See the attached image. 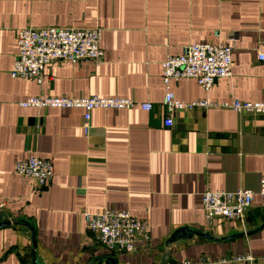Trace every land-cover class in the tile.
Returning <instances> with one entry per match:
<instances>
[{"label":"crops","instance_id":"1","mask_svg":"<svg viewBox=\"0 0 264 264\" xmlns=\"http://www.w3.org/2000/svg\"><path fill=\"white\" fill-rule=\"evenodd\" d=\"M44 26L101 29L102 62H52L40 81L12 78L18 29ZM263 38L264 0H0V211L28 222L36 244L24 223L0 227V264H180L232 253L264 264V114L220 106L264 102ZM219 41L232 46L230 77L208 90L191 78L171 85L179 100L218 105L175 111L165 126L161 62L191 43ZM94 95L152 109L94 108L85 131L82 108L20 105ZM30 156L53 167L40 188L14 171ZM237 189L254 193L242 222L205 218L204 191ZM107 208L145 221L150 250L98 243L84 214Z\"/></svg>","mask_w":264,"mask_h":264},{"label":"built area","instance_id":"2","mask_svg":"<svg viewBox=\"0 0 264 264\" xmlns=\"http://www.w3.org/2000/svg\"><path fill=\"white\" fill-rule=\"evenodd\" d=\"M218 36L217 33H214ZM101 29L95 27H21L17 31V50L10 71L12 78H34L40 81L43 66L52 62L91 60L99 64L103 59L100 47ZM232 46L225 42L191 43L176 55H167L161 62V80L164 88L162 105L165 109L164 125L173 124L172 115L178 110L218 105L207 100L183 101L174 96L173 82L181 78L194 79L204 90L210 89L216 79L231 76L233 67ZM258 61L264 62V38L257 50ZM23 107H78L84 110L81 127L87 131L90 110L94 108L129 109L139 106L149 111V102L137 103L126 98H103L96 95L87 98L31 97L20 102ZM235 112L264 114V102L233 99L220 103ZM18 175L30 178L36 187L45 185L53 173L47 159L30 156L14 165ZM258 194L264 203V172L261 174ZM251 189L235 191L206 190L201 194L205 218H224L242 222L245 211L252 203ZM87 227L94 233L97 242L111 252L142 253L150 250V235L147 223L135 218L128 211L103 209L98 213H85ZM180 264H258L248 253H232L210 260L201 258L197 263L184 260Z\"/></svg>","mask_w":264,"mask_h":264},{"label":"water","instance_id":"3","mask_svg":"<svg viewBox=\"0 0 264 264\" xmlns=\"http://www.w3.org/2000/svg\"><path fill=\"white\" fill-rule=\"evenodd\" d=\"M19 223H24L26 226L29 227L30 231H31V239H32V244L35 248V237H34V229L33 227H31L29 225L28 222L26 221H22V220H19V219H13L11 217V215H9L8 213L4 212V211H0V227H3V226H8L10 224H19ZM193 234H197V235H201V236H204L203 234L201 233H198V232H195ZM192 234V235H193ZM181 236V235H179ZM190 236V235H189ZM178 238V234L177 233H174L173 235L170 236V238L168 239V242H172L174 240H176ZM107 262H109L110 264H116L115 263V260L112 258V257H105L104 258Z\"/></svg>","mask_w":264,"mask_h":264}]
</instances>
